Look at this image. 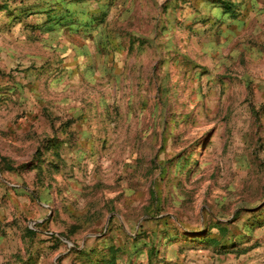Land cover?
<instances>
[{
    "label": "rangeland",
    "instance_id": "374dc122",
    "mask_svg": "<svg viewBox=\"0 0 264 264\" xmlns=\"http://www.w3.org/2000/svg\"><path fill=\"white\" fill-rule=\"evenodd\" d=\"M0 264H264V0H0Z\"/></svg>",
    "mask_w": 264,
    "mask_h": 264
}]
</instances>
